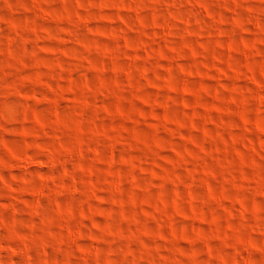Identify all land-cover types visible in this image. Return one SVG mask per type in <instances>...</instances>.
Here are the masks:
<instances>
[{
  "label": "clouds",
  "instance_id": "9594fccd",
  "mask_svg": "<svg viewBox=\"0 0 264 264\" xmlns=\"http://www.w3.org/2000/svg\"><path fill=\"white\" fill-rule=\"evenodd\" d=\"M0 264H264V0H0Z\"/></svg>",
  "mask_w": 264,
  "mask_h": 264
}]
</instances>
